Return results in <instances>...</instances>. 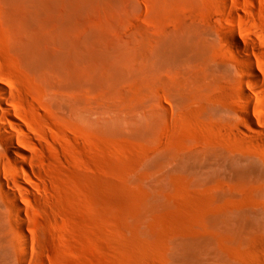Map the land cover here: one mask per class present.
<instances>
[{"label":"rangeland","instance_id":"obj_1","mask_svg":"<svg viewBox=\"0 0 264 264\" xmlns=\"http://www.w3.org/2000/svg\"><path fill=\"white\" fill-rule=\"evenodd\" d=\"M0 128V264H264V0H0Z\"/></svg>","mask_w":264,"mask_h":264},{"label":"bare ground","instance_id":"obj_2","mask_svg":"<svg viewBox=\"0 0 264 264\" xmlns=\"http://www.w3.org/2000/svg\"><path fill=\"white\" fill-rule=\"evenodd\" d=\"M1 131H3V129L2 128H0V132ZM14 144H13V141H9L8 143H7V148H8V151H9V153H10V155L11 156H13V157H15V156H17V153H15V151H16V149H15V147L13 146ZM23 170V169H22ZM17 171V170H16ZM19 171H21V170H19ZM18 172V171H17ZM21 173V172H20ZM19 174V173H18ZM22 175V177H24L25 176V172H23V174H21ZM20 175V176H21ZM20 233V231H18V232H16V234H15V236H14V239H15V242L17 243V241H18V243H22V240H21V238H23V236L22 235H20L19 234ZM22 236V237H21ZM25 239V238H24ZM5 240V239H4ZM9 240V239H8ZM7 239L5 240V241H3L2 242V244L4 245V247L5 248H8V247H13V248H18L17 247V244H15V242H14V244H13V242H9ZM8 241V242H7Z\"/></svg>","mask_w":264,"mask_h":264}]
</instances>
